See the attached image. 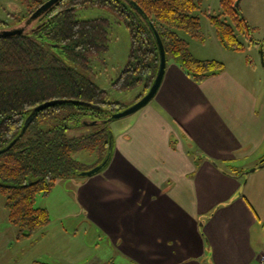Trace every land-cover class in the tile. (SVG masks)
<instances>
[{
    "label": "crops",
    "instance_id": "0c3cea01",
    "mask_svg": "<svg viewBox=\"0 0 264 264\" xmlns=\"http://www.w3.org/2000/svg\"><path fill=\"white\" fill-rule=\"evenodd\" d=\"M231 66L197 82L168 61L155 97L113 134L108 166L79 182L126 264H255L264 253V87Z\"/></svg>",
    "mask_w": 264,
    "mask_h": 264
},
{
    "label": "trees",
    "instance_id": "16d2710c",
    "mask_svg": "<svg viewBox=\"0 0 264 264\" xmlns=\"http://www.w3.org/2000/svg\"><path fill=\"white\" fill-rule=\"evenodd\" d=\"M133 1L144 13L131 0H60L42 16L28 22L43 1L24 0L28 13L12 14L18 26L0 19V150L17 139L0 154V194L6 196L9 219L19 227V237H30L51 221L49 211L36 206L38 193L49 194L58 180L80 176L81 171L106 158L111 145L114 147L110 118L127 107L123 102L110 100L107 90L81 71L93 70V57L108 51L110 20L79 19V8L110 9L126 24L131 50L113 87L120 91L143 87L136 101L150 89L160 65V51L151 24L162 38L168 61L172 57L195 81H204L226 70L221 60L196 57L188 40L180 35L183 31L190 37H203L201 20L196 14L203 0ZM234 3L235 0H222L227 18L211 15L210 20L222 45L240 51L247 47L242 36L247 44H253L252 27L235 11ZM52 99L85 101L99 108L81 103L57 104L37 112L23 131L35 106ZM95 110L108 115L95 120L89 117ZM86 124L102 125L94 133L69 136V128ZM79 151L96 153V163L86 167L75 157Z\"/></svg>",
    "mask_w": 264,
    "mask_h": 264
},
{
    "label": "rangeland",
    "instance_id": "374dc122",
    "mask_svg": "<svg viewBox=\"0 0 264 264\" xmlns=\"http://www.w3.org/2000/svg\"><path fill=\"white\" fill-rule=\"evenodd\" d=\"M240 9L252 27V38L264 44V0H242ZM27 13L28 6L24 0H0V19L8 21L11 25L18 24L12 14L21 16ZM196 14L201 20L203 37H190L180 31V35L188 40L190 51L200 59L221 60L228 67H232L231 63H234L239 73L249 77L250 83L260 84L263 88L264 48L258 49V45L254 43L247 44V39L242 36L241 39L247 45L246 49L240 51L226 49L210 20L211 15L227 18L222 0H203ZM96 17H107L110 20L109 48L105 54L93 57V70L81 71L106 89L110 100L131 106L135 103L132 101L136 93H142L143 87L124 91L113 87L114 81L129 59L131 50L129 29L110 9L87 7L79 8L77 11V18L82 20ZM47 46L53 49L50 44ZM172 60V57L169 58L170 62ZM68 63L71 64L69 61ZM107 115L106 112L95 110L90 112L89 117L96 120ZM129 118L125 116L110 121L113 134H118ZM101 125L75 126L68 129V134L70 137H82L94 133ZM75 155L86 167L95 164L98 157L96 153L89 151H79ZM85 178L88 176L60 179L49 194L38 193L36 206L46 208L51 221L30 237H19V227L9 219L6 196L0 194V264H126L125 256L114 240L101 233L78 198L79 182Z\"/></svg>",
    "mask_w": 264,
    "mask_h": 264
},
{
    "label": "water",
    "instance_id": "95a60500",
    "mask_svg": "<svg viewBox=\"0 0 264 264\" xmlns=\"http://www.w3.org/2000/svg\"><path fill=\"white\" fill-rule=\"evenodd\" d=\"M60 0H47L44 1L28 18V22H31L33 20H36L37 18H39L40 16H42L45 12H47L49 9H51L56 3H58ZM242 0H235L234 3V9L235 11L241 15L243 18L244 15L240 9V4H241ZM131 3L135 6L136 9H138L139 11H141L142 13H144V11L142 10V8L133 0H131ZM153 32L155 34V37L157 39V43H158V47H159V51H160V65H159V70L157 73V76L152 84V86L150 87V89L147 91L146 94H144L140 99H138L133 105L131 106H127L125 109L116 112L114 114H112L110 121H112L113 119H119L125 116H129L132 115L134 113H136L137 111H139L140 109H142L143 107H145L157 94L158 90L160 89V86L163 82L165 73H166V69H167V64H168V59H167V55H166V50H165V46L164 43L162 41V38L159 34V32L157 31L156 27L151 24ZM18 32H22V30H18ZM250 38L252 40V43L259 45L260 42L254 40V38H252V36L250 35ZM263 46H260V49H262ZM262 54V51H261ZM262 63L264 66V57L262 54ZM65 103H81L87 106H90L92 108H99V105L97 104H93L90 102H85V101H79V100H72V99H52L46 102H43L37 106H35L34 108V112L32 114H30V116L27 118L26 120V125L23 129V131L26 130V127L28 126V124L30 122H32V120L35 117V114L37 112L43 111L49 107H52L54 105L57 104H65ZM17 141V139L13 140L6 148H3L0 150V154L3 153L5 150H7L8 148L12 147L13 144ZM113 145H111V150L109 151L108 155L106 156V158L98 165H96L95 167L89 169V170H84L81 171V173L79 174L80 176H92L95 175L99 172H101L104 168H106L108 166V164L110 163L111 159H112V152H113ZM258 167H252L249 170L246 171V173H250L251 171H255Z\"/></svg>",
    "mask_w": 264,
    "mask_h": 264
},
{
    "label": "built area",
    "instance_id": "2783aa9c",
    "mask_svg": "<svg viewBox=\"0 0 264 264\" xmlns=\"http://www.w3.org/2000/svg\"><path fill=\"white\" fill-rule=\"evenodd\" d=\"M255 264H264V253H261L259 256H258V260Z\"/></svg>",
    "mask_w": 264,
    "mask_h": 264
}]
</instances>
